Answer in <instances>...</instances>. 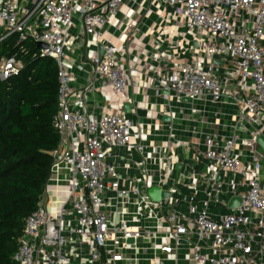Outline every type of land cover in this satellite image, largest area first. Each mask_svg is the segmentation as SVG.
Instances as JSON below:
<instances>
[{"label":"built area","instance_id":"1","mask_svg":"<svg viewBox=\"0 0 264 264\" xmlns=\"http://www.w3.org/2000/svg\"><path fill=\"white\" fill-rule=\"evenodd\" d=\"M130 4L140 9L126 11ZM142 27L157 33L160 50L143 65L150 58L171 68L157 93L215 103L229 95L239 124H252L247 135L196 143L205 169L193 163L173 176L170 144L148 148L144 121L128 117L135 110L124 99L126 58L140 55ZM10 36L53 57L60 82L53 120L60 143L39 206L25 219L16 264H70L74 241L87 264H264V0H0V41ZM164 40L172 50L166 59ZM84 64L93 77L81 82ZM22 67L16 54L3 58L0 80ZM121 150L138 153L140 164L124 165ZM153 187L169 195L155 199ZM233 197L241 198L235 207Z\"/></svg>","mask_w":264,"mask_h":264},{"label":"trees","instance_id":"2","mask_svg":"<svg viewBox=\"0 0 264 264\" xmlns=\"http://www.w3.org/2000/svg\"><path fill=\"white\" fill-rule=\"evenodd\" d=\"M0 41V63L16 54L23 67L0 80V264H16L25 219L35 211L51 175L60 135L53 126L59 110V67L38 54L36 43Z\"/></svg>","mask_w":264,"mask_h":264},{"label":"crops","instance_id":"3","mask_svg":"<svg viewBox=\"0 0 264 264\" xmlns=\"http://www.w3.org/2000/svg\"><path fill=\"white\" fill-rule=\"evenodd\" d=\"M130 9L138 11L140 7L137 4L125 6L126 11ZM153 19L156 20L157 17H153ZM156 34L152 28L142 27L138 34L141 41L140 55L135 51L127 53L126 63L131 66L129 68L130 88L124 99H129L135 110L134 114L129 112L128 117L133 118L135 123L140 121L145 123L143 127L145 134L142 137V141L148 148L170 144V152L175 156L173 157L175 165L173 176L176 177L186 173L190 164L193 163L205 169L204 165L198 162V155L194 149L196 143H203L208 135H213L217 141L226 138L234 131L247 135L248 130L245 127L251 128L252 124L249 121L245 127L239 124L238 105L230 101L233 97L229 95L225 96L224 101L215 103L210 100H204L210 99L205 97L196 98L198 100L194 101L188 100L190 98L187 97L177 98L164 89L157 93L155 89L160 85L159 80H165L164 77L169 76L171 68L150 58L147 60L148 65H143L145 63L143 59L146 58V54L149 55L160 51L155 44L154 38L157 36ZM115 37L123 39L119 32H115L113 38L115 39ZM170 47V42L164 40L162 43V51L164 53L161 58L166 59L168 55L171 56L172 50ZM84 65L83 71L79 73L83 80L81 82L93 77L91 66L89 64ZM151 65L154 67H151ZM71 72L77 73L75 68ZM222 74L227 79L226 83L229 86H234L232 80H229V72H223ZM81 82H78V85ZM166 105H171V109H164ZM174 115L176 118H174ZM171 123H175L174 125L177 129L173 133L175 137L169 139L170 130L168 125ZM259 148L263 151L264 144L261 143ZM121 152L124 158L119 160L124 165L135 167L140 164L141 156L138 153L134 152L131 158L130 154L127 155L126 150H121ZM262 164L264 165V162ZM129 170L130 174L137 172L135 169ZM71 249L74 255H72L70 264L88 263L87 256L84 254L85 251L78 246L76 241L72 243ZM159 264L166 263L160 262Z\"/></svg>","mask_w":264,"mask_h":264},{"label":"water","instance_id":"4","mask_svg":"<svg viewBox=\"0 0 264 264\" xmlns=\"http://www.w3.org/2000/svg\"><path fill=\"white\" fill-rule=\"evenodd\" d=\"M40 46H46L44 43H39ZM126 107V111L129 112L130 111V105L128 103H126L125 105ZM261 141V140H260ZM263 143V142H262ZM150 195L155 198V199H159L162 196H168L169 195V191L166 190H161L159 187H153L150 191H149ZM241 202V198L240 197H233L230 201H229V206L231 207H235L238 204H240Z\"/></svg>","mask_w":264,"mask_h":264}]
</instances>
